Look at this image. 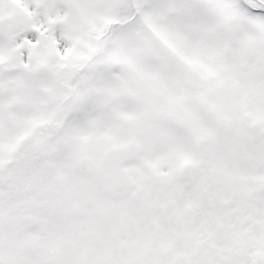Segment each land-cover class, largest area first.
<instances>
[{
	"label": "snow or ice",
	"instance_id": "1",
	"mask_svg": "<svg viewBox=\"0 0 264 264\" xmlns=\"http://www.w3.org/2000/svg\"><path fill=\"white\" fill-rule=\"evenodd\" d=\"M0 264H264V0H0Z\"/></svg>",
	"mask_w": 264,
	"mask_h": 264
}]
</instances>
